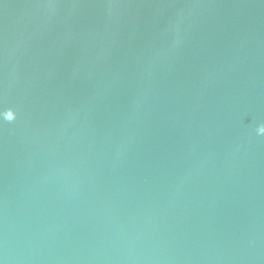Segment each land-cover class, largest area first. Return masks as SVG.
I'll return each instance as SVG.
<instances>
[{
  "label": "water",
  "instance_id": "obj_1",
  "mask_svg": "<svg viewBox=\"0 0 264 264\" xmlns=\"http://www.w3.org/2000/svg\"><path fill=\"white\" fill-rule=\"evenodd\" d=\"M264 0H0V264H264Z\"/></svg>",
  "mask_w": 264,
  "mask_h": 264
},
{
  "label": "clouds",
  "instance_id": "obj_2",
  "mask_svg": "<svg viewBox=\"0 0 264 264\" xmlns=\"http://www.w3.org/2000/svg\"><path fill=\"white\" fill-rule=\"evenodd\" d=\"M258 134H264V125H261L257 129Z\"/></svg>",
  "mask_w": 264,
  "mask_h": 264
}]
</instances>
